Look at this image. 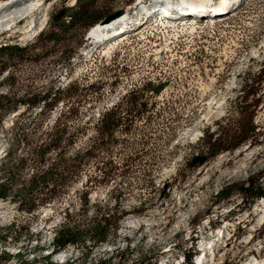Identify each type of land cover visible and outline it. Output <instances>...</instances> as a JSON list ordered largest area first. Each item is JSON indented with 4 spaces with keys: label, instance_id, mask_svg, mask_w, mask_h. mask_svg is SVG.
Segmentation results:
<instances>
[{
    "label": "rangeland",
    "instance_id": "rangeland-1",
    "mask_svg": "<svg viewBox=\"0 0 264 264\" xmlns=\"http://www.w3.org/2000/svg\"><path fill=\"white\" fill-rule=\"evenodd\" d=\"M137 1L39 0L29 17L8 26L0 23V44L24 45L40 34L29 52L31 61L10 65L16 98L29 89L91 84L82 116L68 123L69 131L85 123L72 152L92 141L99 113L111 112L126 90L145 80L164 84L157 94L144 96L153 103L145 115L119 114L129 122V131L124 132L123 121L110 126L92 148L85 171L63 196L31 213L10 197L0 199V252L12 255L6 264H19L16 254L25 264H45V256L53 264H184L189 252L195 264L196 256L207 251L199 250L204 241L214 243V255L204 257L203 264L264 261V199L247 204L237 190L250 178L264 185V78L259 74L264 68V0L240 1L228 16L219 8L217 15L223 17L212 20L151 21L100 46L87 38V20L70 24V16L84 9L88 17L103 19L122 8L128 16L120 24L127 25ZM62 9L64 14L54 20ZM51 32L55 41L48 39ZM243 90L256 92L243 98ZM56 112L45 122L51 123ZM14 113L4 119V127ZM249 119L254 127L249 139L209 154L202 140L206 130L224 138L239 123L248 129ZM7 136L0 132V160L8 148ZM201 155L202 163L190 164ZM84 200L87 210L78 218L89 219L103 203L114 214L121 209L127 213L102 244L53 249L51 236L64 209L72 215Z\"/></svg>",
    "mask_w": 264,
    "mask_h": 264
},
{
    "label": "trees",
    "instance_id": "trees-1",
    "mask_svg": "<svg viewBox=\"0 0 264 264\" xmlns=\"http://www.w3.org/2000/svg\"><path fill=\"white\" fill-rule=\"evenodd\" d=\"M70 19H72L70 24L75 20H87L86 26L92 27L100 23L102 17H88V12L84 9L73 13ZM39 35L35 40L24 45L18 43L0 44V132L8 133V148L0 160V199L10 197L9 201L16 203L19 209L28 213L63 196L71 186L70 184L77 182L82 172L85 171L94 145L103 141L108 129L112 130L110 126L118 125L125 119L119 118V114L133 117L145 115L153 107V103L147 102L144 96L148 92L157 94L164 85L159 80H145L140 86L126 90L112 104L111 112L104 110L99 113L98 122L100 125L96 129L92 141L89 140L88 143L85 141L81 148L78 147L72 152L70 147L85 132V123L77 125L72 131L68 130V123L78 120L82 116L81 111L85 108L83 103L93 92L91 84L79 86L73 83L65 87L29 89L25 91V95L18 98L15 97V92L12 90L15 78L12 76L10 65L15 62L31 61L29 52L36 46ZM48 35H50L49 41H55L53 32ZM38 60L39 58L33 62ZM259 74L264 78V68L260 70ZM243 91V98L254 95L256 92ZM54 110L57 111L55 118L51 123H46L45 118H48ZM12 113L14 114L10 124L4 127V119ZM123 122L126 123L123 130L128 132L129 122L127 120ZM250 123L249 119L248 129L239 123L236 130L225 135L224 138L214 137L213 132L208 133L206 130V135L202 137V140L206 143L209 154L231 150L240 142L249 139L254 130ZM229 138L238 140L232 144V139ZM100 161L102 160H98V162ZM24 172H28L27 175ZM258 185V178H250L238 187L237 190L241 193L242 200L247 204H251L256 198L264 195V185L261 187ZM86 201L84 200L80 204V208H77L76 213L74 212L72 215L66 210L67 208L64 209L61 221L54 228L51 236L53 249H62L68 245L91 249L93 246L106 242L110 234L116 233L118 228L116 221L127 213L126 210L121 209L114 214L103 203L95 206L94 213L89 219L78 218L79 214L81 215L87 210L82 207V205H87ZM118 203L119 201H115V205ZM116 213L119 214L112 225L110 220ZM16 255L21 260L19 264H25V258L22 259L20 254ZM192 255L190 252L185 253L183 263L193 264ZM11 257L10 253L2 250L0 264H6ZM45 264H53L49 260V256H45ZM65 264L72 263L66 262Z\"/></svg>",
    "mask_w": 264,
    "mask_h": 264
},
{
    "label": "bare ground",
    "instance_id": "bare-ground-1",
    "mask_svg": "<svg viewBox=\"0 0 264 264\" xmlns=\"http://www.w3.org/2000/svg\"><path fill=\"white\" fill-rule=\"evenodd\" d=\"M17 1L18 0H14V1L13 0H1L0 1V23H1V25L8 26L10 24L16 23L18 20H21L22 18L29 17L32 10L39 4V0H23L22 2L13 5ZM189 1H190V3H187V4L190 6H193L192 10L194 9V11H196L197 9L199 10L200 8L203 9V6L206 5L207 3H209V2H206V0H203V1L202 0H194V1L189 0ZM235 1L236 0H219V2L212 4L213 7L211 8V10H213L216 13H219V12H221L220 10H218L219 8H223V10H224V8L228 7L230 4H234ZM240 1H242V0H237L236 4H238ZM190 6H189V8H190ZM202 9L199 10L200 11L199 14L201 16H203L202 14H204V12H205ZM190 12H192V11L189 10L188 13H190ZM222 15H218V16H222ZM127 16L128 15L126 13H124L120 17H117L116 19H113L109 22L95 24L94 26L90 27L87 30V32H86L87 38L88 39L91 38L92 42L100 41L101 39H98V38L101 36L102 31L108 30V28L113 29L114 27L119 25L121 23L120 21L125 19V17H127ZM129 19H130V16H129ZM28 25H30V27L33 26V21L31 18L29 20ZM30 27H28L29 31L33 29ZM263 203H264V200H263ZM221 235L222 234H220V237H222ZM213 242H214V240H213ZM213 245H214V243H212L211 241H204L202 244H200L201 250L207 248V251H206V253H204L203 256H200V254L198 256H196L195 260L197 263L203 264L204 263V257H206V256L211 257L214 255ZM254 264H264V261L254 262Z\"/></svg>",
    "mask_w": 264,
    "mask_h": 264
},
{
    "label": "water",
    "instance_id": "water-1",
    "mask_svg": "<svg viewBox=\"0 0 264 264\" xmlns=\"http://www.w3.org/2000/svg\"><path fill=\"white\" fill-rule=\"evenodd\" d=\"M65 10L62 9L60 10L57 15L54 16V20H57L60 16H62L64 14ZM124 14V9H118V10H115L114 12L108 14L105 18H103L100 23H106V22H109L113 19H116L117 17H120L121 15ZM205 160V156L201 155V156H194L192 158V160L190 161V164L193 165V164H197V163H202L203 161Z\"/></svg>",
    "mask_w": 264,
    "mask_h": 264
}]
</instances>
